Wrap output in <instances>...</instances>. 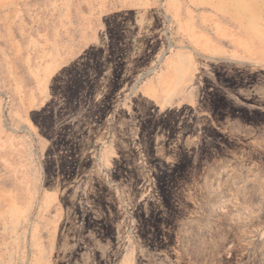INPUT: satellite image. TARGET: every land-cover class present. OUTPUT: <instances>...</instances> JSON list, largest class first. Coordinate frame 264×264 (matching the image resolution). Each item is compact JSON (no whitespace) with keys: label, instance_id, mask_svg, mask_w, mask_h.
Segmentation results:
<instances>
[{"label":"rangeland","instance_id":"1","mask_svg":"<svg viewBox=\"0 0 264 264\" xmlns=\"http://www.w3.org/2000/svg\"><path fill=\"white\" fill-rule=\"evenodd\" d=\"M0 264H264V0H0Z\"/></svg>","mask_w":264,"mask_h":264}]
</instances>
